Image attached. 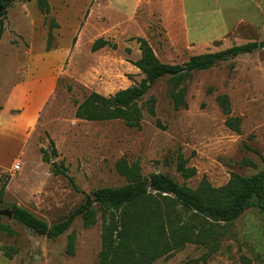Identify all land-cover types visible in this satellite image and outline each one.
Returning a JSON list of instances; mask_svg holds the SVG:
<instances>
[{
    "label": "rangeland",
    "instance_id": "374dc122",
    "mask_svg": "<svg viewBox=\"0 0 264 264\" xmlns=\"http://www.w3.org/2000/svg\"><path fill=\"white\" fill-rule=\"evenodd\" d=\"M21 1L27 0H14L8 8L5 29L11 23L31 25L33 17L17 10ZM186 1L188 8L197 2ZM261 1L229 0L232 6H225L222 20L217 15L206 17L201 26L188 31L184 26H162L159 14L166 9V0H148L158 17L145 34L109 37V46L93 52L89 31L84 32L89 0H51L53 12L48 16L41 13L37 26L48 29L51 20L57 21L59 36L53 34L52 48L71 41L74 31L81 32L83 38L77 46L79 35L74 37L72 52L76 49V53L63 64L65 73L57 90L19 152L2 156L5 147L0 143L1 210L19 206L54 226L84 202L83 192L127 186L130 181L117 169L121 160L137 166L144 179L161 173L192 189L198 188L203 177L221 187L233 173L250 177L264 170V49L230 56L183 79H158L139 102L141 128L129 127L121 119L87 121L76 117L78 106L90 93L108 97L146 77L134 65L143 52L138 38L145 39L160 61L169 64L264 41V7L255 9ZM201 2L204 9L215 11V1L200 0L198 4ZM139 13H148L146 6L140 7ZM47 29L41 27V35ZM8 36L9 32L5 39ZM0 73L1 83L8 74L2 66ZM223 94L229 96L231 115L242 121L240 132L225 124L227 116L217 102V96ZM176 96L187 106L180 103L176 108ZM17 164L20 169H15ZM181 164L195 168L196 175L185 177ZM95 208L94 225L85 226L79 216L67 232L53 238L1 215L0 264H99L104 217L102 208ZM215 225L220 234L210 246L187 243L151 264H243L244 260L264 264V212L258 207L251 205L236 220ZM72 239L75 249L69 254Z\"/></svg>",
    "mask_w": 264,
    "mask_h": 264
},
{
    "label": "trees",
    "instance_id": "16d2710c",
    "mask_svg": "<svg viewBox=\"0 0 264 264\" xmlns=\"http://www.w3.org/2000/svg\"><path fill=\"white\" fill-rule=\"evenodd\" d=\"M13 1L0 0V42L5 32L8 8ZM37 6L42 14H50L49 0H37ZM59 27L57 21L51 20L48 49L52 48V31ZM138 41L143 52L134 65L146 77L140 84L119 90L108 97L98 92L90 93L78 106L77 118L87 121L121 119L129 127L141 128L143 109L139 102L158 79L165 76L183 79L192 72L209 69L230 56L237 57L264 49V41H252L224 51L194 55L182 64H169L160 61L145 39L138 38ZM109 45L108 40L100 38L93 43L92 51ZM182 99L176 96V108L180 103L187 106ZM217 102L227 116L226 126L240 132L242 121L231 115L229 96L219 95ZM151 114L156 115L154 107L151 108ZM44 160L47 161L46 158ZM117 169L130 181L127 186L102 188L92 194L83 192L84 202L64 221L54 226H48L19 206L11 209L13 219L40 235L53 238L67 232L79 216L84 218L85 226L94 225L97 222L95 205H99L104 217L99 264H151L182 249L187 243L210 246L220 234L215 222H232L251 205L264 212V170L250 177L233 173L221 187H214L203 177L198 188L192 189L161 173L144 179L137 166L130 167L125 160L117 164ZM179 169L185 177L197 173L195 168H186L185 164H181ZM2 200L3 195L0 194V205ZM3 228L0 226V229ZM74 249L72 239L67 251L73 254ZM243 264H249L248 260H244Z\"/></svg>",
    "mask_w": 264,
    "mask_h": 264
},
{
    "label": "crops",
    "instance_id": "0c3cea01",
    "mask_svg": "<svg viewBox=\"0 0 264 264\" xmlns=\"http://www.w3.org/2000/svg\"><path fill=\"white\" fill-rule=\"evenodd\" d=\"M198 1L200 0L188 8L186 0H166V9L159 14L162 26H184V29L190 31L193 26H201V20L206 17L217 15L222 20L227 7L232 6L229 0H213L216 6L214 11L212 8L204 9V3L198 4ZM147 2L148 0H89V14L84 26V32L89 31L91 36L88 41L94 43L100 38L109 40L112 36L124 38L145 34L158 17L152 4ZM142 6H146L148 13H139ZM16 7L22 15L32 16L33 21L30 26H12V23L11 26H6L0 42V66L8 74L6 80L0 83V143L5 147V151H1V155L5 157L9 151L14 153L16 150L18 153L29 132L39 124L47 103L57 90L59 78L65 73L63 64L71 53H76V49L72 52L74 37L79 35L77 46L83 38V35L80 36L81 32L78 34L79 31H74L73 39L67 40V44L59 43L57 47L48 49L50 30L46 26H37L41 19L37 0L21 1ZM263 7L262 0L255 9L262 10ZM41 27H45L47 33L44 31L41 35ZM59 30L60 28H56L53 34L59 36ZM7 32L9 36L5 39ZM1 75L0 73V77Z\"/></svg>",
    "mask_w": 264,
    "mask_h": 264
},
{
    "label": "water",
    "instance_id": "95a60500",
    "mask_svg": "<svg viewBox=\"0 0 264 264\" xmlns=\"http://www.w3.org/2000/svg\"><path fill=\"white\" fill-rule=\"evenodd\" d=\"M0 215H6L9 218H13V212H12V210H0Z\"/></svg>",
    "mask_w": 264,
    "mask_h": 264
},
{
    "label": "built area",
    "instance_id": "2783aa9c",
    "mask_svg": "<svg viewBox=\"0 0 264 264\" xmlns=\"http://www.w3.org/2000/svg\"><path fill=\"white\" fill-rule=\"evenodd\" d=\"M15 169H20V165L19 164L15 165Z\"/></svg>",
    "mask_w": 264,
    "mask_h": 264
}]
</instances>
